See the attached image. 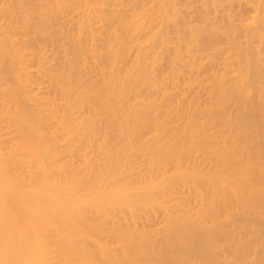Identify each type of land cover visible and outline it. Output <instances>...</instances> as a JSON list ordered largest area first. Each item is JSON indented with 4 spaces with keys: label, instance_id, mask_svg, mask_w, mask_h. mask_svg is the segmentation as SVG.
Here are the masks:
<instances>
[{
    "label": "bare ground",
    "instance_id": "1",
    "mask_svg": "<svg viewBox=\"0 0 264 264\" xmlns=\"http://www.w3.org/2000/svg\"><path fill=\"white\" fill-rule=\"evenodd\" d=\"M68 1L61 55L0 37V264H264V0Z\"/></svg>",
    "mask_w": 264,
    "mask_h": 264
},
{
    "label": "rangeland",
    "instance_id": "2",
    "mask_svg": "<svg viewBox=\"0 0 264 264\" xmlns=\"http://www.w3.org/2000/svg\"><path fill=\"white\" fill-rule=\"evenodd\" d=\"M25 1H27V4H25V2H24V0H19V2L17 1V0H0V37H4V39L6 40V42H7V44L9 45H11V44H14L15 46H19L20 44H25V45H28V46H31L32 48L31 49H33L34 50V52L35 51H37L38 50V48L40 49L39 51L42 53V54H44V55H47V56H49L51 53H54L55 55L57 54V55H61L62 54V50H61V52L60 51H58V49H63L64 47H66V45H64V43L63 42H65V39L66 38H64L63 36H65V37H67V35H66V30H67V33H68V31H70V32H73L74 33V30H75V19L74 18H76L77 19V16L76 17H73V16H75V11H73V13H72V11H68V9H72V7L74 8V4L73 3H70V1H66V3L65 2H63L64 0H59V2H58V0L56 1V0H54V1H52V0H25ZM34 1V3H31V2H33ZM42 1V2H41ZM53 3H52V2ZM36 2V3H35ZM45 2V3H44ZM49 4H48V3ZM20 3V4H19ZM31 3V4H30ZM41 3V5L43 6H39V4ZM62 3H64L63 4V6L66 4V5H70L71 4V7H68V6H64L65 8H67L66 10H65V8H61V6H60V4L62 5ZM23 4V5H22ZM35 4V5H34ZM54 4H56V5H54ZM59 4V5H58ZM29 5V6H28ZM48 5L49 6H51V7H48ZM37 6V7H36ZM44 6H45V8H44ZM53 6V7H52ZM59 6V7H58ZM62 6V7H63ZM47 7V8H46ZM56 7H58V8H56ZM31 8H32V10H31ZM35 8V9H34ZM42 8V9H41ZM44 8V9H43ZM50 8V9H49ZM51 8H53V9H51ZM40 11H39V10ZM55 9V10H54ZM63 10L62 12H60V11H58V10ZM35 10H37V11H35ZM43 10L45 11V12H43ZM50 12H49V11ZM54 10V11H53ZM57 10V11H56ZM73 10V9H72ZM75 10V9H74ZM25 11V12H24ZM27 11V12H26ZM53 11V12H52ZM65 11V12H64ZM23 12V13H22ZM36 12V13H35ZM66 12H69V13H67L68 14V16H67V14H65ZM44 13V14H43ZM53 13H55L54 15H53ZM70 13H72V14H74L73 16H72V14H70ZM32 14L34 15V16H32ZM37 14V15H36ZM43 14V15H42ZM60 14V15H59ZM64 14V15H63ZM70 14V15H69ZM28 15H29V17H28ZM58 15V16H57ZM36 16V17H35ZM45 16V17H44ZM50 16V17H49ZM57 16V17H56ZM68 18H67V17ZM25 17V18H24ZM28 17V18H27ZM37 18L38 20L39 19H42V20H39V21H37L36 22V19H33V18ZM45 19V18H47L48 17V20H46V22H48V21H50L51 22V26L53 25V26H55V27H49L50 26V22H48L49 24H45V20L43 19V18ZM64 17V18H63ZM69 17H71L72 18V20H74L73 22H71L72 20H71V18L69 19ZM57 18V19H56ZM62 18V19H61ZM28 19V20H27ZM61 19V20H60ZM65 19H67V20H65ZM69 19V20H68ZM32 20L34 21V23L32 22ZM64 20V21H63ZM41 21V23H38V22H40ZM58 21V22H57ZM69 21V22H68ZM33 23V25H32V23ZM64 22H66L65 24H64ZM23 23V24H22ZM37 25H36V24ZM44 23V25L46 26V28H47V25H48V29L49 30H46V31H44V33H43V30H41V32L40 33H38L40 30V28H42V27H39V24H40V26H44V25H41V24H43ZM74 23V25L72 26L71 24H73ZM235 23H236V21H235ZM29 24H30V26H29ZM35 24V25H34ZM59 24H61V26H60V28H59ZM26 25V26H25ZM34 26L36 29L39 27V29H37V30H39L38 32L36 31V30H34V27H32V26ZM69 25V26H68ZM63 26H65L64 28H63ZM69 27V28H68ZM32 30H31V29ZM54 29H57V30H54ZM61 29V30H60ZM66 29V30H65ZM69 29V30H68ZM71 29H74L73 31L71 30ZM4 30V31H3ZM25 30V31H24ZM35 31V33L36 34H34V32H32V31ZM51 30H53V32H49V31H51ZM48 31V33H46L45 34V32H47ZM28 32V33H27ZM55 32H56V34H55ZM57 32H58V34H57ZM65 32V33H64ZM31 33H33V35L31 34ZM63 33V34H62ZM6 34V35H5ZM43 34L45 35V37H43ZM49 34V35H48ZM62 34V35H61ZM71 34V33H70ZM4 35V36H3ZM37 35V36H36ZM42 35V36H41ZM68 35H69V33H68ZM48 36V37H47ZM56 36V37H55ZM12 37V38H11ZM35 38V39H34ZM49 38V39H48ZM57 38H59V39H57ZM52 39V40H51ZM57 39V40H56ZM14 40V41H13ZM18 40V41H17ZM48 40V41H47ZM59 40H61L60 41V43H59ZM13 42V43H11V42ZM28 41V42H27ZM50 41V42H49ZM63 41V42H62ZM67 41V40H66ZM10 42V43H9ZM34 42V43H33ZM48 42V43H47ZM54 42V43H53ZM27 43V44H26ZM36 43V44H35ZM45 43V44H44ZM51 43V44H50ZM57 43V44H56ZM59 43V44H58ZM61 43H62V45H63V47H61L62 45H61ZM42 44V45H41ZM43 45H45V46H43ZM49 45H50V47H49ZM51 45L53 46V47H51ZM61 45V46H60ZM35 46H37V48L35 47ZM39 46V47H38ZM41 46H43V48L41 47ZM47 46V47H46ZM36 49H35V48ZM46 47V48H45ZM51 48V50H53V51H51L49 48ZM61 47V48H60ZM41 48H42V50H41ZM67 48L69 49V46L67 45ZM57 50V51H56ZM45 51H47V52H45ZM43 52H45V53H43ZM57 52V53H56ZM36 53V52H35ZM38 53V52H37ZM36 53V54H37ZM48 53H49V55H48ZM40 54V53H39ZM54 54H51V55H54ZM50 55V56H51ZM124 67V66H123ZM122 67V68H123ZM148 67V66H147ZM149 69H151V66L149 65ZM148 69V70H149ZM121 71H123L122 69H120ZM157 73H158V70L156 71ZM159 73H160V71H159ZM161 75V74H160ZM158 76H159V74H158ZM161 77V76H160ZM159 77V78H160ZM163 77V76H162ZM161 79V78H160ZM166 79V78H165ZM168 79V78H167ZM167 79L166 80H164L165 82L167 81ZM181 79V78H180ZM180 79H178V80H180ZM182 80V79H181ZM183 81V80H182ZM164 82V83H165ZM171 82V81H170ZM170 82H168L167 84H170ZM163 83V84H164ZM178 85H181L182 84V87L181 86H179V87H177V89L179 88V90H181V91H183V88L184 89H186V87H183L184 85V82L182 83L181 81H178ZM181 83V84H180ZM166 84V83H165ZM164 84V85H165ZM197 84V83H196ZM166 86H168V85H166ZM170 86V85H169ZM198 86V85H197ZM196 85H194V91L196 90V87H197ZM169 88V87H168ZM181 88V89H180ZM198 88V87H197ZM177 89H175V91H176V93L178 92H180L179 90H177ZM187 90V89H186ZM255 90V89H254ZM156 91V92H155ZM154 91V93H152V95L155 97V95L157 96L158 94H159V92L157 91V90H155ZM194 91H192L191 92V90H190V92L191 93H193ZM196 91H199V88L196 90ZM195 91V92H196ZM187 92V91H186ZM189 92V93H190ZM194 92V93H195ZM173 93H174V89H173ZM189 93H187L188 95H189ZM193 93V94H194ZM198 94L197 95H201L202 96V98H200V100H199V103H200V101L203 99V97H205L206 95V93H205V91H204V93L205 94H202L201 93V91L200 92H197ZM199 93H201V94H199ZM181 94V93H180ZM196 94V93H195ZM177 95H179V94H177ZM190 95H192V94H190ZM193 96V95H192ZM200 96V97H201ZM204 99H207V98H204ZM197 100V99H196ZM208 100V99H207ZM206 100V102L208 103V101ZM204 101V100H203ZM196 102V101H195ZM205 102V101H204ZM196 103H198V101L196 102ZM202 103V102H201ZM212 130V132H213V130L214 129H211ZM213 133H216V130H214V132ZM257 133V132H256ZM259 133V132H258ZM257 133V134H258ZM260 135V136H259ZM259 135H256L257 136V138L255 137V135L253 136V138H252V140L251 141H254V142H257L258 140L261 142V141H263L264 140V137L261 135V134H259ZM217 140L216 141H218L219 140V137H215ZM214 137H211V139H215ZM211 139L209 140V141H211ZM256 141H255V140ZM258 141V142H259ZM212 142V141H211ZM253 145H254V143H253ZM256 146V145H255ZM139 155V154H138ZM138 155H136V156H138ZM135 156V157H136ZM196 156V157H195ZM140 157H142L141 155H140ZM143 158V157H142ZM191 158H195L196 160H200V161H202L203 160V158H204V154L202 153V155H201V152L200 153H198V154H194L193 155V157H191ZM140 158H139V156H138V160H139ZM137 159H135V161H136ZM140 161V160H139ZM141 162V161H140ZM204 163H206V162H204ZM203 163V164H204ZM140 164H142V162L140 163ZM140 164H138L137 166L135 165V168L136 167H138ZM171 165H169L170 167H172V163H170ZM207 164V163H206ZM168 166V167H169ZM134 168V170L135 171H137L138 170V168H137V170ZM140 169L142 168V166L141 167H139ZM206 168L207 169H210V166L209 167H207L206 166ZM205 168V169H206ZM131 170V169H130ZM130 170H126L127 172H130ZM135 171H133V169H132V171L131 172H135ZM127 172H125V174L127 173ZM130 172V173H131ZM137 173V172H136ZM124 174V173H123ZM124 174V175H125ZM127 176H128V174H126ZM133 175V174H132ZM132 175H130L129 174V178H130V176L132 177ZM136 175V174H135ZM134 175V176H135ZM133 176V177H134ZM124 177H126V176H124ZM181 188V187H180ZM179 188V189H180ZM176 189H177V187H176ZM184 189H186V188H183L182 187V192L183 193H181L180 191H179V193H175V195L174 196H176L175 197V201H178L179 202V205H180V207H181V209L182 210H184V211H191L192 209H194V207L192 206V205H194V203H197V202H194L195 200L193 199V197H195V196H193L192 197V195L194 194V193H191L190 192V194H192V195H187V193L190 191L189 189L187 190L188 192H186V191H184ZM181 190V189H180ZM176 191H178V190H176ZM192 191V190H191ZM185 192V193H184ZM185 194V197L183 196ZM182 196V197H181ZM189 196H190V198H189ZM187 197V198H186ZM196 198V197H195ZM170 200V199H169ZM173 200V199H172ZM192 200H194V201H192ZM171 201V200H170ZM174 201V202H175ZM174 202L172 203L171 202V209L173 208V206L172 205H174ZM194 202V203H193ZM168 204V203H167ZM195 205H198V203L197 204H195ZM169 206H170V203H169ZM196 207V206H195ZM220 208L219 209H217L218 211V214H220V212H224V210L227 208V206L226 207H224V206H219ZM175 208V207H174ZM173 208V209H174ZM257 209L258 208H254L253 210H251L252 212H253V214H252V212L250 213V214H252V216H251V218L249 217V214H248V216L245 218V219H247L248 220V225L250 224V225H252V223H250V222H253L252 221V219L254 218V217H256V213L257 212H255V211H257ZM153 210V211H152ZM155 209H151V211H152V214H154V215H147L148 216V222L147 221H145L147 218V216L145 217L146 219H144L142 216L144 215H141L139 218H141V219H143V220H140V219H138L137 220V218H138V214H137V217L135 216V218H136V225L135 224H133V226L135 227H138L137 229H140V228H143V226L144 227H146V228H144L145 230H147V228H148V230L149 229H152V228H154V227H156L157 225L159 226L161 223H162V219L163 218H161V214H163V213H161L159 210L158 211H154ZM221 210V211H220ZM223 210V211H222ZM142 211V210H141ZM141 211H138V213H140ZM149 212H150V210H148ZM220 211V212H219ZM147 212V211H146ZM154 212V213H153ZM142 213H145V211L144 212H142ZM141 214V213H140ZM139 214V215H140ZM148 214H150V213H148ZM259 214V213H258ZM257 214V215H258ZM146 215V214H145ZM221 215H223V213H221ZM260 215V214H259ZM258 215V216H259ZM237 217L238 218H242L241 216L239 217V215H237ZM245 217V216H244ZM243 217V218H244ZM259 218H260V216H259ZM255 219V218H254ZM258 219V218H257ZM122 220V219H121ZM135 220V219H134ZM241 221H242V219H240ZM246 220V221H247ZM250 220V221H249ZM256 220V219H255ZM254 220V221H255ZM123 222H124V220H122ZM121 221V222H122ZM129 221V220H128ZM160 221H161V223H160ZM257 221H260V220H257ZM264 221V220H263ZM119 222H120V220H119ZM122 222V223H123ZM132 222V221H131ZM130 222V223H131ZM243 222L245 223V221H244V219H243ZM129 223V222H128ZM117 224V223H116ZM264 224V223H263ZM124 225V224H123ZM132 225V224H131ZM157 226V227H158ZM147 230V231H148ZM152 230H154V229H152ZM151 230V232L150 231H148V233H151L152 235H154L155 236V234H153L152 231ZM243 230V229H242ZM244 232H245V230H244ZM264 231H262L260 234H262ZM242 233V232H241ZM243 234V233H242ZM243 235H245L243 238H245L246 237V234H243ZM251 235V234H250ZM105 237L107 236V235H104ZM111 236V235H110ZM109 236V237H110ZM151 236V235H150ZM254 236H256V235H254ZM258 236H259V234H258ZM257 236V237H258ZM262 236H264V235H262ZM105 237H103V239L105 238ZM217 237V236H216ZM222 236H218V238H221ZM251 237V236H250ZM113 239V237L111 236L110 237V239ZM151 238H153V236H151ZM251 238H253V237H251ZM250 238V239H251ZM261 238V237H260ZM263 238V237H262ZM107 239H108V236H107ZM110 239H108L107 241H110ZM111 239V240H112ZM154 239H156L155 237H154ZM254 239H256V238H254ZM258 239V238H257ZM157 241L159 240V238H157L156 239ZM244 239H242L241 241H243ZM253 240V239H252ZM251 240V241H252ZM106 241V242H107ZM114 241V239L112 240V242ZM255 241V240H254ZM111 242V241H110ZM109 242V243H110ZM111 242V243H112ZM253 242V241H252ZM251 242V243H252ZM258 242H259V240H258ZM258 242L256 243V244H258ZM157 243V242H156ZM254 243V242H253ZM252 243V244H253ZM261 243V242H260ZM158 244V243H157ZM157 244H155V245H157ZM222 245V244H221ZM260 245V244H259ZM262 245V244H261ZM220 246V245H219ZM218 246V248H219V250L216 248L217 246H215L214 247V249H215V251H217L218 250V253L216 252H212L215 256H217L220 260H222V259H225V260H227L228 258H227V255L229 254L228 253V251L230 250L229 248H227V247H225V246H223L222 245V248L221 247H219ZM256 247H258L257 245H256ZM224 248V249H223ZM262 248H264V246H262ZM261 248V249H262ZM220 249H222V250H220ZM245 249V246L243 247V250ZM260 249V250H261ZM246 250V249H245ZM262 250H264V249H262ZM227 252V253H226ZM246 252V251H245ZM264 252V251H263ZM218 254H219V256H218ZM264 254V253H263ZM194 255V257L192 258V263H194V264H196L197 263V261H198V256H195V254H193ZM251 255H249V257H250ZM248 256H244L243 258V260H244V262L246 263V264H251V263H248V260H249V262H250V259L251 258H249V259H245V258H247ZM252 257V256H251ZM194 258H195V260H194ZM98 261V260H97Z\"/></svg>",
    "mask_w": 264,
    "mask_h": 264
}]
</instances>
